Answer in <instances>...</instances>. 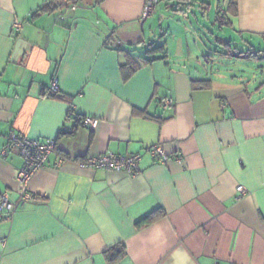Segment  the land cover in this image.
I'll use <instances>...</instances> for the list:
<instances>
[{"label": "crops", "instance_id": "obj_1", "mask_svg": "<svg viewBox=\"0 0 264 264\" xmlns=\"http://www.w3.org/2000/svg\"><path fill=\"white\" fill-rule=\"evenodd\" d=\"M207 1L234 33L264 39V0ZM146 2L0 0V193L12 205L0 264H112L120 246L116 264H264V82L211 79L187 40L150 23L176 0L142 20ZM12 133L57 142L23 206L24 159L2 155ZM107 152L142 154L140 174L82 166Z\"/></svg>", "mask_w": 264, "mask_h": 264}, {"label": "rangeland", "instance_id": "obj_2", "mask_svg": "<svg viewBox=\"0 0 264 264\" xmlns=\"http://www.w3.org/2000/svg\"><path fill=\"white\" fill-rule=\"evenodd\" d=\"M204 1L211 3L210 9L194 0L187 15L170 13L164 7L166 17L158 15L150 23L156 24L155 29L161 27L165 32L173 31L174 37L179 35L184 41L187 40L192 54L191 64L213 74L211 79L221 77L218 75L222 74L229 75L238 84L264 82V39L256 40L234 33L231 28L222 24L221 19L218 20L222 4L202 0Z\"/></svg>", "mask_w": 264, "mask_h": 264}, {"label": "built area", "instance_id": "obj_3", "mask_svg": "<svg viewBox=\"0 0 264 264\" xmlns=\"http://www.w3.org/2000/svg\"><path fill=\"white\" fill-rule=\"evenodd\" d=\"M157 0H147L142 20H145L155 11ZM22 28V22L19 20L14 21V29L19 32ZM58 90L57 83L52 86V92ZM170 104V102L168 103ZM92 118H86L85 124H91ZM56 140H36L26 136H19L12 133L9 136L8 145L2 151V155L6 156L12 149H15L18 154L24 159V166L20 169L16 175V180L20 186L21 198L18 202V206L24 204H31L35 201V195L28 192L27 187L29 182L35 176V174L42 169L49 156L56 150ZM149 155L157 162L166 164L170 160V156L166 154L161 145H155L148 150ZM142 154H132L124 156L118 153L107 152L100 156H91L86 158L81 164L83 167L91 168L94 170L102 169L111 172H122L131 176L140 174V164L142 161ZM177 162H182L183 157L177 156ZM238 198L243 197L247 191L243 186L237 187ZM12 205L9 201L7 193H0V215L5 214L11 210ZM213 264H221L219 261H215Z\"/></svg>", "mask_w": 264, "mask_h": 264}, {"label": "trees", "instance_id": "obj_4", "mask_svg": "<svg viewBox=\"0 0 264 264\" xmlns=\"http://www.w3.org/2000/svg\"><path fill=\"white\" fill-rule=\"evenodd\" d=\"M79 2H81V0H66V6L67 7L75 6L79 4ZM192 6L193 4L190 3L189 0H176V2L172 5V11L174 13H179L185 16L190 12ZM218 14H219L218 17H220L219 19H221L222 13L219 11ZM163 48L164 46L155 47V48H152L149 52L150 53L157 52V51L162 50ZM251 53L253 54L254 52H251ZM252 54L251 56H254ZM153 220H154L153 215H149L142 222H151ZM126 255H127V252H126L125 247L123 246L112 249L111 251H108L106 254L107 260L112 264L121 262L122 260L126 258Z\"/></svg>", "mask_w": 264, "mask_h": 264}]
</instances>
